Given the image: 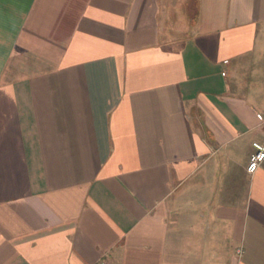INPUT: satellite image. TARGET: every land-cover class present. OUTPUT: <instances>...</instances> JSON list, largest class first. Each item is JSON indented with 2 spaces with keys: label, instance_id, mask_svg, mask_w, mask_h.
Masks as SVG:
<instances>
[{
  "label": "crops",
  "instance_id": "0c3cea01",
  "mask_svg": "<svg viewBox=\"0 0 264 264\" xmlns=\"http://www.w3.org/2000/svg\"><path fill=\"white\" fill-rule=\"evenodd\" d=\"M183 3L0 0V264H264V0Z\"/></svg>",
  "mask_w": 264,
  "mask_h": 264
},
{
  "label": "rangeland",
  "instance_id": "374dc122",
  "mask_svg": "<svg viewBox=\"0 0 264 264\" xmlns=\"http://www.w3.org/2000/svg\"><path fill=\"white\" fill-rule=\"evenodd\" d=\"M185 0H171V4H172V6H173V11L174 12H176L179 16L181 15V13H182V10H183V8H184V6H183V2H184ZM182 19L183 18H180L179 19V22L178 23H176V26H177V28H181V26H182V28H183V23H182ZM262 45H264V40H263V43L261 44V46ZM254 69H256L260 74L258 75V77L257 78H255L254 76H252V71H251V79L253 80V81H255V80H257L258 82H262L263 84H264V65H256V67H254ZM249 71V70H248ZM246 74H248L247 75V78H250L249 77V72L248 73H246ZM208 170V171H210V170H212V168H210V167H206L205 169H203V171L202 172H200L199 174H197V176L195 175L194 177H192L191 179H189L187 182H185L184 184H183V186H182V188H181V190L179 191V193H181V194H188L189 192H190V189H191V187L195 184V181L197 180V178L198 179H200V175L205 171V170ZM206 173V172H205ZM200 185H199V190L200 191H209V189H210V187H211V185H205V184H203V183H201V181H200V183H199ZM206 186H208V189L206 188ZM207 189V190H206ZM211 190V189H210Z\"/></svg>",
  "mask_w": 264,
  "mask_h": 264
},
{
  "label": "built area",
  "instance_id": "2783aa9c",
  "mask_svg": "<svg viewBox=\"0 0 264 264\" xmlns=\"http://www.w3.org/2000/svg\"><path fill=\"white\" fill-rule=\"evenodd\" d=\"M226 63L227 62H224V64ZM262 129L264 134V122L262 123ZM251 146L253 152L249 156L248 163L246 166V172L248 174H254L260 167V165L264 162V143L253 142Z\"/></svg>",
  "mask_w": 264,
  "mask_h": 264
}]
</instances>
